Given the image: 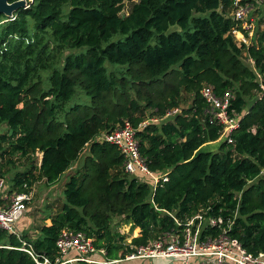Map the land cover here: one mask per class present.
<instances>
[{
  "label": "trees",
  "instance_id": "1",
  "mask_svg": "<svg viewBox=\"0 0 264 264\" xmlns=\"http://www.w3.org/2000/svg\"><path fill=\"white\" fill-rule=\"evenodd\" d=\"M234 9V0H26L11 17L0 14V124L8 127L0 178L22 160L10 190L28 191L83 158L35 238L0 228V264H36L22 241L54 258L64 228L123 258L165 232L182 233L195 215L219 222L204 223L200 239L225 230L264 252V17L251 43L238 42L232 31H245ZM204 85L233 93L237 125L227 136L209 121ZM174 108L172 119L138 127ZM124 119L138 127L148 167L167 180L153 187L128 174L119 150L99 139ZM220 138L216 149L202 148ZM114 217L138 228L133 246Z\"/></svg>",
  "mask_w": 264,
  "mask_h": 264
},
{
  "label": "built area",
  "instance_id": "2",
  "mask_svg": "<svg viewBox=\"0 0 264 264\" xmlns=\"http://www.w3.org/2000/svg\"><path fill=\"white\" fill-rule=\"evenodd\" d=\"M248 2L240 3L234 0L235 9L233 17L240 21L245 36L252 31L251 20L245 18ZM247 30H249L247 32ZM234 29L232 33L240 32ZM242 32V31H241ZM250 39V38H249ZM243 41V38H242ZM239 42V41H238ZM244 43V41H243ZM251 63L253 62L250 60ZM200 94L204 99L207 109L206 113L210 122H216L223 126L220 137L227 136L237 125V118L229 113L230 102L233 100V93L226 90L218 94L211 85H204ZM178 112L177 108L171 109L161 118L149 117L140 122L138 127L145 126L148 122H156L171 114ZM138 127H134L128 119H124L120 124L108 132H104L99 139L113 144L123 157L124 170L143 181L150 178L153 187L160 180H167L166 173H154L147 165L145 158L139 151V140L136 136ZM231 141V139H228ZM264 169L261 170L263 172ZM4 178H0V194L3 191ZM0 200V228L8 233L15 234L18 238L20 233L16 229V222L20 219L31 199V190H11L8 194H3ZM198 219L196 228L190 229L193 219ZM206 223L201 215H195L186 224L184 235L165 232L156 239L144 245L135 246L134 250L126 254L123 258L109 259L103 247L97 248L93 240L85 232L64 228L60 231L55 242L56 255L51 258L47 255L36 254L31 244L22 241L20 250L27 252L36 264H74L78 261H85L96 264H116L122 261L135 259H157L168 258L171 264H191L192 258L202 257L206 264H264V252L254 254L247 251L237 240L228 236L225 230L220 231L216 236H206L200 239L199 232L201 226ZM214 218H208V225H219ZM190 227V228H189Z\"/></svg>",
  "mask_w": 264,
  "mask_h": 264
},
{
  "label": "rangeland",
  "instance_id": "3",
  "mask_svg": "<svg viewBox=\"0 0 264 264\" xmlns=\"http://www.w3.org/2000/svg\"><path fill=\"white\" fill-rule=\"evenodd\" d=\"M129 4L130 2L126 1V6L127 9L129 8ZM248 8L246 11V16L245 18H247V20H251V25H252V31L250 30L249 34H247L245 36V34L243 32H237L235 33V38L237 41L239 42H243L246 44L251 43L249 38L255 37V35L258 34V32L260 31V28L262 26L261 22H258V20L262 17H264V2H261L260 0H253V2H248L247 4ZM249 30H247L248 32ZM243 38V41H242ZM107 66L108 63H107ZM259 81H262V77L258 76ZM173 114L169 115L168 117L164 118V119H172ZM7 125L5 123L0 124V133L5 132V130L7 129ZM221 140L218 139L216 141L213 142H208L207 144H205L202 148L204 149H216L218 142ZM87 151V146L84 148V151L82 153L81 156H83ZM83 161V158L80 157L78 160H76L72 166L70 167V169H68L67 171H65L63 174H61V176L58 178V180L52 184H48L46 183L44 180L38 181L36 182L31 190V199L27 204V219L26 221H28L30 228H18L16 227L17 231L20 234L23 233H27L28 235H32V230H34L33 226L35 224H38V222H42L43 217H46L47 213H51L54 214L56 213L61 205V201H62V190H63V185H64V181H66L68 174L69 173H73L77 167L79 165H81ZM16 168H11V170H9L7 173L4 174L3 178H4V184L5 186L3 188H5V191L7 190V193H9L11 190V182H10V178L12 176V174L15 172L16 169H23L24 165L23 161L20 160L18 161L16 159ZM10 165L7 166V168H9ZM261 177H264V171L260 173ZM113 227L115 228V230L119 231L121 234L125 235V243H129L131 244L132 238L136 237L138 235V228H132L131 225L129 223H126L122 220L121 217H114L113 218V222H112ZM33 228V229H32ZM190 228V227H189ZM19 229V230H18ZM191 229V228H190ZM184 231H186L184 229ZM184 231L180 234L176 233L175 235H180L183 236L185 233ZM33 234H36V232H34ZM30 239L32 237H29ZM131 246H133V244H131ZM205 261L204 258L202 257H198V258H192L190 260L191 264H201ZM153 262L156 263H160V264H171V262L169 261L168 258H157L154 259Z\"/></svg>",
  "mask_w": 264,
  "mask_h": 264
},
{
  "label": "crops",
  "instance_id": "4",
  "mask_svg": "<svg viewBox=\"0 0 264 264\" xmlns=\"http://www.w3.org/2000/svg\"><path fill=\"white\" fill-rule=\"evenodd\" d=\"M6 193H7V190L5 191V188H3V191L0 194V200H2L1 198H2L3 194H6ZM26 214H27V210H25V212L23 213V215L16 222V224H15L16 227L21 228V229H24V228H27V227L30 228L28 221H26V219H27V215ZM44 222L49 223L48 219H46ZM39 224H40V222H38V224H35L33 226L34 230H32V232H31L32 235H28L29 237L35 238L37 236L38 231H37V228L36 227ZM34 232H36V234H33ZM116 264H155V263L151 259H135V260L122 261V262H119V263H116ZM156 264H160V263H156ZM163 264H165V263H163Z\"/></svg>",
  "mask_w": 264,
  "mask_h": 264
},
{
  "label": "water",
  "instance_id": "5",
  "mask_svg": "<svg viewBox=\"0 0 264 264\" xmlns=\"http://www.w3.org/2000/svg\"><path fill=\"white\" fill-rule=\"evenodd\" d=\"M26 4V0H15L8 2V0H0V14H4L7 17H11L13 12Z\"/></svg>",
  "mask_w": 264,
  "mask_h": 264
}]
</instances>
